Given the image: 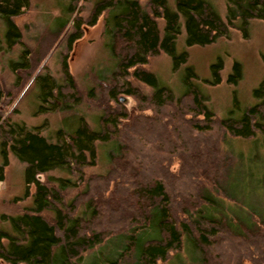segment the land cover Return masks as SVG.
<instances>
[{
  "label": "trees",
  "instance_id": "trees-1",
  "mask_svg": "<svg viewBox=\"0 0 264 264\" xmlns=\"http://www.w3.org/2000/svg\"><path fill=\"white\" fill-rule=\"evenodd\" d=\"M92 1L85 23L92 25L106 15L107 46L115 58L110 76L99 78L98 93L88 92L100 108L98 127L79 117L73 129H59L55 141H49L36 127L11 122L0 113V180L10 152L25 164L21 198L32 197V205L16 214H0L10 224V230L0 229V264H83L85 253L97 247L99 252L91 254L96 264H160L177 254L185 239L198 251L200 264H264V219L251 213L253 223L248 220L240 227L216 215L213 194L233 199L219 183L221 167L229 164L218 159L219 143L226 136L264 137V77L252 90L256 103L239 117H223L190 81L196 77L191 67L186 68L180 96L145 69L148 59L160 53L172 59L174 69L188 60L187 51L177 53L175 47L182 30L186 47L214 43L231 28L247 36L249 20L264 19V0H227L225 16L208 0H174V8L168 0ZM78 2L68 0L66 18L49 31L50 42L43 48L53 40L64 41L63 81L38 73L31 78L40 85L38 112L69 109L81 100L67 63L84 23L77 15ZM29 5L30 0H0L3 42L8 48L21 47L18 59L8 65L15 87L42 60L40 50L22 41L14 21ZM72 14V29L66 31ZM222 65L221 59L210 65L207 83L222 81ZM231 68L226 80L237 84L240 62L233 61ZM134 82L151 90L144 93ZM124 94L135 101L131 109L120 100ZM97 142H114L116 147L108 155L106 172L86 176L85 167L95 164ZM53 169L66 170L75 180L42 179ZM69 189H76L72 198ZM103 246L112 249L110 256Z\"/></svg>",
  "mask_w": 264,
  "mask_h": 264
},
{
  "label": "rangeland",
  "instance_id": "rangeland-1",
  "mask_svg": "<svg viewBox=\"0 0 264 264\" xmlns=\"http://www.w3.org/2000/svg\"><path fill=\"white\" fill-rule=\"evenodd\" d=\"M168 1L169 6L174 8L175 1ZM208 1L216 11L225 16L227 0ZM67 4L68 0H30L29 7L14 18L22 31V41L33 50H40L39 59L42 58L40 63L25 74L26 77L24 75L25 81L20 87H15L16 79L8 65L9 61L18 59L21 47L13 45L8 48L4 44L5 27L0 21V91L2 92L0 113L2 118L8 117L11 122L23 123L28 128L36 127L49 141H55L54 133L57 130L73 129L79 117H83L93 129L98 127L97 117L100 114V108L89 100L88 92L89 89H93L95 94L98 93L99 78L109 77L108 72L115 63V58L107 46L109 39L104 27L106 15H100L92 25L86 24L85 20L89 16L93 1L79 0L76 5L77 15L84 23L81 25L80 37L75 40L68 53L67 63L81 100L79 103L72 104L69 109L57 108L38 112L40 85L37 80L31 81V78L38 73L48 74L47 77L56 83L63 81L61 57L66 53L64 41L58 39L54 42L53 40L45 51L43 48L47 41L50 42L47 40L49 31L55 29L57 24L66 18ZM74 16L75 14H72L69 18L66 31L72 29ZM158 22L162 27L161 20ZM239 23L238 21L237 24ZM247 33L248 35L244 36L240 29L231 28L228 35L217 38L214 43L186 47L182 30L175 47L177 53L186 50L188 60L174 69L172 59L167 54L160 53L148 59L145 69L154 73L159 83L171 88L176 96H180L185 89L183 78L186 75V68L191 67L196 77L191 78L190 81L206 95V104L209 108L217 116L239 117L246 107L256 103L252 90L264 77V19H250ZM218 59H221L223 64L220 72L222 81L217 85H211L205 80L211 79L210 65ZM233 61L240 62L242 68V75L237 84L226 80L228 74L232 72ZM134 84L144 93L151 90L149 86L145 87L138 82ZM121 96H124L122 103L127 108L131 109L135 105L131 96L125 94ZM108 144L96 143L95 164L85 167L86 176L107 171L108 155L116 147L114 142H108ZM219 151H221L218 155L219 161L224 162L228 159L229 163L226 168L221 167L222 177L219 183L230 191L233 199L220 196L217 192L213 193L217 202L216 208L219 210L216 215L224 216L240 227L245 226L248 220L250 224L253 223L251 213L258 214L264 219V137L260 133H256L254 139L226 136L219 143ZM1 162L0 154V164ZM24 166L25 164L15 158L12 153H8V164L4 167L0 180V214H16L23 207L32 205L31 195L21 198L25 188ZM47 177L75 180L63 169L48 171L44 173L42 179ZM82 189L83 185L78 188V191ZM28 190L29 194H32L34 185L30 184ZM75 192L76 189H69L68 198H72ZM3 228L10 230V224L0 219V229ZM186 240L177 254L171 255L166 262L160 264H200L198 251L192 250ZM111 242L109 240L106 244H112ZM97 249L98 247L85 253L83 264L97 263L95 255H91L99 252ZM103 249L106 250L107 256H110L112 249H106V247Z\"/></svg>",
  "mask_w": 264,
  "mask_h": 264
},
{
  "label": "water",
  "instance_id": "water-1",
  "mask_svg": "<svg viewBox=\"0 0 264 264\" xmlns=\"http://www.w3.org/2000/svg\"><path fill=\"white\" fill-rule=\"evenodd\" d=\"M123 99H124V96H121V97H120V100L122 101ZM122 102H123V101H122Z\"/></svg>",
  "mask_w": 264,
  "mask_h": 264
}]
</instances>
